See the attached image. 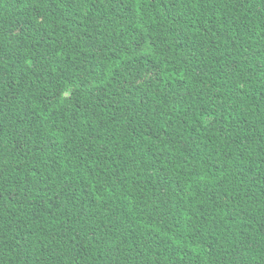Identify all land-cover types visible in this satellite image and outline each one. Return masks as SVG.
<instances>
[{
	"label": "trees",
	"instance_id": "trees-1",
	"mask_svg": "<svg viewBox=\"0 0 264 264\" xmlns=\"http://www.w3.org/2000/svg\"><path fill=\"white\" fill-rule=\"evenodd\" d=\"M0 264H264V0H0Z\"/></svg>",
	"mask_w": 264,
	"mask_h": 264
}]
</instances>
